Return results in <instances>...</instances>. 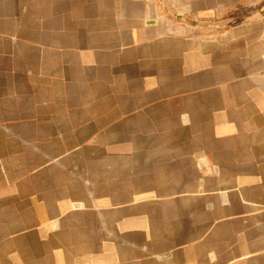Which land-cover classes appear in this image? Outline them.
<instances>
[{
	"label": "crops",
	"instance_id": "0c3cea01",
	"mask_svg": "<svg viewBox=\"0 0 264 264\" xmlns=\"http://www.w3.org/2000/svg\"><path fill=\"white\" fill-rule=\"evenodd\" d=\"M0 264H264V0H0Z\"/></svg>",
	"mask_w": 264,
	"mask_h": 264
}]
</instances>
